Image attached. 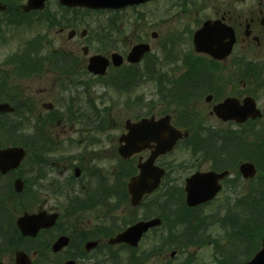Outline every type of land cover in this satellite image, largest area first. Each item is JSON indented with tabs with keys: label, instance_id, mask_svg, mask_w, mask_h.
Returning a JSON list of instances; mask_svg holds the SVG:
<instances>
[{
	"label": "rangeland",
	"instance_id": "obj_1",
	"mask_svg": "<svg viewBox=\"0 0 264 264\" xmlns=\"http://www.w3.org/2000/svg\"><path fill=\"white\" fill-rule=\"evenodd\" d=\"M11 1H15V5L26 2V0ZM179 1L180 0H154L139 6L135 10L127 8L117 15H114L113 12L109 11H101L96 13L90 12L87 13L88 15H85L83 12H81L80 15H83V17L87 19L85 22L86 27L92 25L91 23H94L92 26L99 24L101 29L108 28V18H118L116 21V26L113 28V31L109 36V41L113 42V46L109 47L108 51L119 50L121 53H123V50H125L128 46H131L143 36L147 37L146 40L151 44L152 52L157 55L161 54L160 58H163V51H160V47L165 42L164 40H168L173 37V39L167 43V46H170V42H174L178 37H180H174L172 34L175 35L181 30L184 31V28L188 26L189 28H196V18H199L203 21L206 19L205 14H208L209 16L212 15V11L209 6L215 5L222 8L227 6H235L239 12H248L250 11L251 7L254 6V3L259 2L260 0H193L194 5H190L189 11H182L181 8L178 7ZM261 1L264 2V0ZM171 3H175L177 6H174L169 10ZM48 5L53 9H57V0H48ZM206 6L208 8L203 11L200 10V13L198 16H196V10ZM137 11L144 13L145 18L143 20L138 21V17H135ZM68 14L71 15V13ZM80 15H78L79 20L83 18ZM1 16L2 15L0 14V18ZM81 27L85 28L83 26ZM45 29L46 28L44 26L39 25H36L31 29L22 27L19 30V33L16 34V32H14L11 28L2 25L0 28V68L10 67L6 64L5 59H7L9 55L19 48L21 40L24 41L31 39L37 34L44 33ZM68 30H66L64 33L55 31H51L50 33L56 44L62 45L63 48L73 47L79 40V35L74 39H68ZM98 31L99 30L97 28L93 27V33L96 32L97 34ZM153 31L158 33L156 38H153L151 35ZM89 37V40L87 38L85 39L86 42H92V40L95 39V36L89 35ZM187 40L188 38L185 39V37H182L181 42L177 41V45H175L173 48V54L178 53L184 57L185 62L191 59L192 56H190L191 42L190 40L187 42ZM99 43L100 42L96 40L91 43L92 45L89 55L101 50V46L105 50L103 43ZM86 44L81 43L79 45L78 50L80 53H82V47ZM242 46L243 43L238 41L237 45L234 47L232 55L229 56L226 61L230 62L232 57L237 55L245 56L254 60H264L263 41H261V44L254 43L252 46H248L247 48H243ZM39 52L41 55L45 56L49 52V48L41 47ZM163 66L164 67L162 69H160L159 66L158 68L161 72H163L162 77L164 82L169 81L171 76L179 77L182 73L184 74L186 72V68L183 65L181 58L177 64L174 63L172 66L168 67H166L167 65ZM175 66L178 68L177 70L174 69ZM69 70L74 72L72 78L75 81H80L83 84L89 85L88 92L86 93L87 95H85L81 84L78 86L70 85L68 81H66V83L63 85V89L58 93V90L53 87V81L56 76L45 71L28 79L19 78L11 74L10 79L7 81V86H5L6 90L3 94V97L6 95L9 97H17L15 98L16 100H22L23 102H27L24 100H27V97H31L34 99V101L30 104L36 108V111L42 114H47L48 111L42 107V103L52 101L55 104V109L59 112L61 111L60 113L66 117V119H64L61 124L46 128V134L49 136L52 135V140L49 142L51 147L50 150H53L50 151L51 157L57 158L59 154L62 153L72 157L66 158L68 161L62 160V165H58L59 162L57 160H53L55 162L54 166L49 164L47 167H41V170H38L36 167H32L30 163L31 160L29 162L26 161L25 165L23 164V166L20 168L22 177L26 182V198L27 201L32 205V208L28 209V211L45 209L51 212L53 210H63L64 206L69 203L67 193L59 195L60 192H54V194H52V192L47 191L46 188L48 189L47 186L52 179L55 182L52 189H56V191H58V187L63 188V186L66 187V185H71V183L74 182V179L70 177V175L73 173V167L70 168L71 163L73 162L74 164H78L83 168V177H81V180H77V189L81 183L90 182L88 184L93 186L94 182H96L95 179L98 178V180L101 181L106 179L107 175L109 177L112 169L118 165V138L119 135L125 130L124 124L127 119L130 118L132 120H137L140 117L151 115H154L158 118L165 114H171L172 116H175L173 113L177 111L176 105L163 102L159 98V95L157 94L156 79L147 80V78H145L137 86L117 91L112 87H108L100 83H94L88 75L77 69V65ZM214 72L217 82L214 83L213 88L215 92L219 90L217 98L214 99L212 103H208L205 101V93L202 95V97H198L190 101L191 104L188 106V110H185L186 113L184 114L189 115L190 113L191 117L196 115L202 122L201 126H212L213 128L218 129L237 128L234 123L222 122L217 117L210 115V111L212 109L213 103L223 99L226 96L232 95V92L236 87L240 86L243 88L245 78H242V73L245 74V72L241 71V73L238 74L240 82H235V85L232 84L234 81L229 82L228 80L232 78L231 71L229 69L224 70L214 68ZM261 77L264 78V72L258 75L257 81L254 83L249 81L246 82L244 88H246V90H250L252 94L253 92L255 93L256 98L258 99V105L264 113V82L260 81ZM165 86L166 85H164V87ZM13 88H17L18 90ZM102 94H104L108 100L112 99V101L108 102L107 104V106H109L112 110L111 115L109 116V119L113 120L111 126H109L108 129L104 131H96L94 128H92V126H84L83 123H78L77 121L82 119L79 118L78 115H80L82 112L84 104L83 102L86 101L87 98H96L97 104L101 105V100L105 99H99L98 97ZM61 99L64 101H61ZM60 102H64L66 107H68L70 104L73 106L68 111V113H66V109L61 105ZM24 114L32 115V112L26 111ZM69 114L71 117L69 118V121H66ZM182 119L185 120L187 118L182 117ZM30 124L32 125V123ZM33 131L27 133H30L31 136ZM27 133L26 135H28ZM8 139V133L3 132V130L0 129V146L3 147L12 145V143H8ZM53 139L54 141H62L63 144L60 145L58 141V145H55L53 143ZM143 155L146 157L145 152ZM187 157L188 153H184L181 147H177L170 156L164 158V161H179ZM189 163H193L191 168H176L172 170L170 176L174 183H178L183 186L185 178L197 170L196 168H198L200 171L211 169L213 162L210 159L204 158L195 161L192 157V160ZM63 165H65L66 168H70L69 170H66L65 173H63ZM38 175H45L46 177L37 179ZM235 176V172H233L230 179L235 178ZM27 179H29V184H27ZM6 181L7 179L0 181V191H2L0 196H3L4 198H7L5 192L6 187H3ZM242 187H244L243 183L236 187H229L228 189L224 188V190L219 193V195L214 201H212L211 204L202 207L199 211L200 218L203 219V226L206 230L205 234L210 235L211 241L216 239L218 236H223L222 229L219 228L218 224L212 222L211 219L213 217H221L224 214L221 204L224 202L225 206V201L228 200L227 198L229 197L230 199H233L237 193L242 191ZM63 192H66L65 188L63 189ZM143 211V209H136V213H138L137 215L142 214ZM121 212V214H118V221L120 222L121 218L133 216V213L136 214L134 209H126ZM19 214L20 213L14 210V202L12 203L9 201L7 205H5L3 217L0 216V243H4V238L7 240V237L9 236L8 224L10 221L14 227H16L15 219ZM7 218L11 219L7 221ZM86 222H89L92 224V226H94L90 219L85 218L82 223L77 221V227L80 230L90 232L87 228V224H85ZM210 223L213 224L211 225ZM59 226L63 230L67 231L68 229L72 228V226H75V218L72 216L66 217L64 215ZM160 229L161 228L151 231L144 237L133 258L135 262L138 260H145L144 252L145 250L153 247L155 239L153 236L155 234H159L161 232ZM59 230L60 229L58 228V230L56 229L49 233H44L37 239L36 243L41 246L46 245L48 239ZM76 241L77 246L82 243V239L80 238H77L75 242ZM220 243H223V240H221ZM217 246L218 244H202L198 248L190 247L186 252L182 254L179 253L172 259H170V256L167 257V255L164 256V259L151 257V260L144 264H164L167 262V260L171 261L172 264H183L188 253H192L193 255L192 257L194 260L192 264H214V252L217 251ZM5 248L6 246H0V253L3 252V256L5 257L3 260L8 261L10 253L7 250L3 251ZM113 248L114 251L111 252V249ZM108 251L111 254L117 256L115 264H130L133 260L131 259L130 252L127 249L123 247L120 248L119 246H113L110 249H107L106 247L99 248L98 250L93 251L90 256L86 257L85 259H81L78 262L79 264H92V262L97 263L105 259L102 253H108ZM36 258L39 260L40 264H47L43 259V255L40 257L36 256Z\"/></svg>",
	"mask_w": 264,
	"mask_h": 264
},
{
	"label": "trees",
	"instance_id": "obj_2",
	"mask_svg": "<svg viewBox=\"0 0 264 264\" xmlns=\"http://www.w3.org/2000/svg\"><path fill=\"white\" fill-rule=\"evenodd\" d=\"M2 1L8 4L7 11L3 12L2 17L5 25L16 28L19 25H31L33 23L32 15L21 13L14 4L15 1ZM71 11H73V14L66 13L65 15L67 23H69L70 18L74 19V23H76L77 9H72ZM80 16L83 17V15ZM38 18L43 20L44 16L40 15ZM109 36L106 35L101 40L105 50L113 46V42L109 41ZM29 48L34 50L36 46L31 45ZM102 50L104 49L102 48ZM27 58L28 54L20 58L22 67H19V69L22 72L31 71L27 64ZM152 63L150 58L147 61L143 75L150 79L157 78L160 84L163 81V73L153 71L150 67ZM187 66L189 65L187 64ZM207 66L210 68L208 71H196L187 75L189 77L188 86L184 83L181 86L172 88L162 89L160 87L159 93L163 102L177 106V111L173 113L175 115V124L185 127L190 132V139L184 141V150L190 149L192 155H199L204 159L213 160L212 167L217 170L229 169L231 172H235V178L225 180L227 189L239 186L242 183L244 185L241 188L242 191L237 193L233 199L227 198L225 206L224 202L221 204L224 214L221 217H213L211 219L212 222L219 225L223 232V236H218L212 242H221L223 240V242L228 243V246L221 250L223 251L222 256L217 258L218 264H236L239 259L249 258L259 249L264 235V120L250 122L247 126L248 128H246L247 130L245 128L241 130L232 128L213 130L209 127L201 126L202 122L199 119H182V117L187 116L184 113H186L185 110H188V106L191 104L190 101L197 98V95L193 93V90H195L193 88L212 91L213 87L211 85L214 81H217L215 72L212 69L218 66V63L209 60ZM246 67L251 68L249 71L255 73H242V78L244 77L246 82L254 83L257 81L258 68L252 65H247ZM120 71L114 76V83L111 84L112 88L117 91L133 87L142 78V74L139 75L136 67ZM136 73L139 76L133 78ZM195 85L196 87H193ZM5 86L7 85L0 84V100L12 101L16 110L12 114H5L0 117V129L8 133V143L24 145L28 149L27 162L30 160L31 164L35 162L38 170H41V167L48 162V151L46 140L44 139L49 136L46 134V128H50L49 124H54L58 117L30 120L21 111L26 107L29 108L28 103H20L15 101L14 97H9L8 95L3 97L6 90ZM88 86L85 85V88H88ZM13 89L18 90L17 88ZM84 92L87 95L88 90L84 89ZM98 98L105 99L101 100V105L103 106L97 104L96 98H87L83 102L81 114L78 115L82 119L77 122L83 123L84 126H92L96 131H104L113 123V120L109 119L112 110L107 106L112 99L108 100L104 94ZM71 107L72 104H70ZM31 122L34 124L31 125ZM31 128L34 131L30 136L27 131ZM191 139L196 142V145H194V142L192 144L189 142ZM245 159L254 161L258 166V174L252 179L245 180L238 172L239 163ZM135 163L134 160L127 161L119 158L118 165L112 169L109 177L107 175L106 179L101 181L98 178L95 179L96 182H94L93 186L88 184L90 182L81 183L78 189L73 184L66 185V187L63 186L69 199V203L63 208L65 216H72L81 223L85 218L90 219L94 224L92 226L89 222L85 223L88 229H92L91 232L80 230L77 227V235L86 237L87 235L91 236L90 233H92L94 238L111 236L124 229L128 223L137 219L133 215L132 217L130 216L131 218H121L120 222L118 221V215L115 213L116 211L143 208L146 211L145 217L160 215L164 220L160 234L156 235L154 239V243L157 241L156 244H159L144 252L146 262L150 261L151 257L164 259V256H168L172 250L184 252L190 246L211 241L210 235L205 234L203 219L200 218L198 212L200 207H188L185 204L184 188L182 185L174 183L170 177L171 171L167 173L163 187L157 194L147 197L140 207L133 208L130 205L126 181L129 176L136 172ZM178 167L187 168L189 163L181 162ZM17 174H22V172L20 171ZM41 178L43 176H37V179ZM29 183V179H27V184ZM3 187H6L7 198L0 196L1 217H3L5 205L9 201L14 202V210L18 213L32 208L26 198V186L20 194L12 189L11 180H7ZM1 193L2 191H0ZM127 219L130 220L127 222ZM210 224L212 225L213 223ZM10 229L11 233H9L7 240L4 238V243H0V246H6L3 251L7 250L12 253L13 250L24 247L28 251L37 249L41 252L42 246L35 241L24 238L17 227L12 225ZM130 250L131 257L134 258L136 249ZM102 255L107 260L114 258L116 263L117 256L108 253H103ZM2 256L3 252L0 253V257ZM82 256L84 255L82 254ZM99 264H110V262L103 260ZM185 264H188L187 260Z\"/></svg>",
	"mask_w": 264,
	"mask_h": 264
},
{
	"label": "water",
	"instance_id": "obj_3",
	"mask_svg": "<svg viewBox=\"0 0 264 264\" xmlns=\"http://www.w3.org/2000/svg\"><path fill=\"white\" fill-rule=\"evenodd\" d=\"M62 4L68 6H85L89 8H121L129 4H138L147 0H59ZM45 5V0H28L23 6L25 11L40 9ZM6 6L0 2V10ZM74 31L70 32V37ZM155 35V34H154ZM196 50L206 52L213 58L221 60L226 58L232 51L233 44L236 41L233 29L227 26L221 20H208L203 27L195 33L194 37ZM150 50V46L145 43H139L133 46L128 54V61L135 63ZM112 61L115 66L123 63V57L118 53L112 54ZM109 65V59L103 55L96 54L90 58L88 68L97 74H105ZM209 95L207 100L210 101ZM51 108V104H44ZM14 108L7 102L0 103V113L10 112ZM224 121L235 120L239 123L245 122L249 118L261 117V110L257 107L255 99L251 96L244 98L243 101L237 97H227L224 101L214 105L213 112ZM126 132L119 138V153L123 158H130L134 154L145 149H150L149 157L140 160L138 167L139 173L131 177L128 182V193L133 206L139 205L143 197L155 191L161 184L165 169L155 164L156 159L163 154L171 152L177 141L188 135L187 131H181L171 124V116L165 115L156 119L154 116L144 117L138 121L128 119L125 123ZM26 155V150L20 146H9L0 148V171L6 173L17 168ZM240 172L245 178H252L257 172V167L251 161L242 162L239 166ZM76 176H80L81 169L75 168ZM229 174L228 170L205 172L197 171L186 178V202L189 206H197L213 199L221 190L220 180ZM24 181L22 178L14 180V189L22 192ZM58 214H48L46 211L35 213H24L17 218V225L23 236H36L42 228L53 226L57 220ZM159 217L148 220H140L135 224L128 226L125 230L119 232L109 239L110 244L127 243L131 246H137L142 235L150 228L161 224ZM69 243L68 236H61L53 245L55 251L60 250ZM97 241H88L86 248L88 250L96 247ZM175 252L172 253L174 255ZM0 264H35L30 255L24 250L16 251L15 262L5 263L0 260ZM67 264H74L69 261ZM243 264H264V237L262 247L253 256V258Z\"/></svg>",
	"mask_w": 264,
	"mask_h": 264
},
{
	"label": "flooded vegetation",
	"instance_id": "obj_4",
	"mask_svg": "<svg viewBox=\"0 0 264 264\" xmlns=\"http://www.w3.org/2000/svg\"><path fill=\"white\" fill-rule=\"evenodd\" d=\"M187 5H189V4H187ZM209 7L212 11V15H211L212 17L209 16L208 14H205L206 19H204L202 21L201 25L207 19H221L223 22L232 26L234 29V32L236 34V37H237V42L234 45V47L237 45L238 41H241L243 43V46H242L243 48H247L248 46H252L254 43H257V41L260 42L259 44H261V41L264 42V2L263 1L260 0L259 2H255L254 6L251 7L250 11H248V12H245V11L239 12L235 8V6H233V7L227 6L225 8H222V7H218L215 5H211ZM207 8H208L207 6L198 8V10H196V16H198V14L200 13L199 12L200 10L203 11ZM182 11H189V10L183 9ZM196 20L201 21L199 18H196ZM50 22L55 23V24H59V23L64 22V18L63 17H58V18L53 17L50 20ZM199 27L194 28V32ZM91 29H92L91 26L87 27L88 32H90ZM79 30L80 29L77 28V35H76V36L79 35V40L77 41V44H75L73 47H69L70 49H66V47L63 48L62 45H57L56 42L54 43L55 47L53 48V51L48 53V55L46 56L47 59L42 60V62L45 63L44 67H45L46 71H52L56 74L61 73L63 71V69H65V67L63 66L65 63V56L64 55H66V54L72 55L74 47H76L78 50V47L81 43H83V44L87 43L85 41L86 36L85 37L82 36L81 32ZM190 30L191 29L189 28L187 30V32H189ZM51 31L64 33L65 30L62 26H53L49 29L50 33H51ZM185 34H186V32H184L182 34V37H185V39H187L188 37L185 36ZM193 35H194V33H193ZM193 35L191 38H188V40H187V42H189V40L191 42L190 56L191 55L192 56L190 59V64L192 67H186L185 66L186 73H195L196 71H198V72L199 71H208L207 63L209 61V57L207 54L197 53L195 51L194 43H193ZM182 37H180L179 39L177 38L174 42H171L170 49L172 50V65L174 63L177 64L179 62L180 58L181 59L184 58L181 55H179L178 53L173 54L174 46L177 45L176 44L177 41L181 42ZM146 38L147 37L142 36L141 38H139L140 42L141 41L148 42L146 40ZM86 45H89V44H86ZM235 57H237V59L235 61L232 59L230 62H228L226 60L223 61L224 65L222 66V69H224V70L229 69L230 71H234L235 76H234V83H232L233 85H235V82H237V83L240 82L238 74L241 73L242 70L249 71L251 69L248 67H246V68L244 67L245 64H247V59H245V60L241 59L240 55H237ZM146 61H147V58L144 57L142 62H141L144 64H142V67H139V74H142L145 71ZM233 61H234V65H232ZM159 62H160V58L155 56L154 57V63H155L154 68L155 69L157 68V64ZM74 63L77 64V60H74ZM252 66H254V65H252ZM166 67H168V66H166ZM255 67H257V66L255 65ZM174 69L177 70L178 68L175 66ZM259 70L260 69H258V71ZM250 72H252V71H250ZM252 73H255V72H252ZM61 79H62L61 76L56 77L53 81V85H58L60 83ZM170 79L171 80H177V81H173L174 83L170 82V84H164L163 83V86L164 85H170V86H172V85H176V86L183 85L182 83H185L186 81H187V84L189 83V81H188L189 77L187 78V76H184L183 73L179 77L171 76ZM228 80H229V82L230 81L232 82V80H230V79H228ZM244 86H245V84H244ZM244 86H243V88H241L240 86L236 87L234 89V91L232 92V95L237 96L241 99L247 95H250L251 93L247 92L245 90ZM193 87H196V85ZM211 94H213V93H211ZM213 100H214V94H213ZM257 101H258V99H257ZM208 103H212V101L208 102ZM212 107H213V104H212ZM212 116H214V115H212ZM53 228L57 229L56 226ZM49 230H47V233L49 232ZM62 234H64V232H62V230H59L57 233L53 234V236L51 238L48 239V241L45 245V251L43 253L44 261H46L47 264H67V262H69V261H74V264H79V262L77 260V241L75 242V240H77V232H75L73 234L68 233L70 235V244L67 247L61 249L60 251H54L53 250V248H52L53 243ZM210 245H215V244L210 243ZM219 245H222V244L219 243ZM83 246L85 248V241H84Z\"/></svg>",
	"mask_w": 264,
	"mask_h": 264
}]
</instances>
